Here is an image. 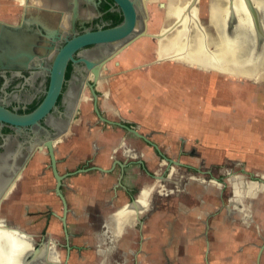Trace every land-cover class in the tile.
<instances>
[{
	"label": "crops",
	"instance_id": "crops-1",
	"mask_svg": "<svg viewBox=\"0 0 264 264\" xmlns=\"http://www.w3.org/2000/svg\"><path fill=\"white\" fill-rule=\"evenodd\" d=\"M24 1L11 4L0 0V15L9 18ZM178 1L145 0L146 20L137 21L136 29L143 27L147 34L119 51L114 63L129 67L134 60L154 58L161 37L152 34H160L175 22L166 10L169 3ZM39 3L26 0L23 5ZM102 73L104 79L96 85L101 112L112 119L134 120L139 131L162 144L159 139L163 137L148 124L160 122L155 103L160 88L141 83V99L133 105L128 77L122 76L126 73L117 68ZM114 75L119 78L110 84ZM77 107L75 127L67 130L57 145L58 170L75 171L90 160L107 171L89 168L62 180L70 244L68 257L66 250L62 254L66 264H255L257 235L264 228V99L254 95L216 101L215 125L210 123L205 134L202 132L199 153L187 152L184 147L186 163L200 167L198 176L185 181L176 178L175 167H167L143 139L91 118L89 100L82 99ZM171 144L165 145L163 152L176 153L169 151L174 148ZM34 162L25 171L27 190L49 194L26 201L59 220L62 202ZM51 224L47 230L55 238L59 227Z\"/></svg>",
	"mask_w": 264,
	"mask_h": 264
},
{
	"label": "rangeland",
	"instance_id": "rangeland-1",
	"mask_svg": "<svg viewBox=\"0 0 264 264\" xmlns=\"http://www.w3.org/2000/svg\"><path fill=\"white\" fill-rule=\"evenodd\" d=\"M191 1L179 0L177 3L171 2L167 5L168 9L166 11L170 13L175 22L169 26L170 29L165 27V30H163L164 28H162L164 35L159 39V52L153 56L154 58L134 60L129 65L130 67H125L126 65L124 64H116V68L119 71L126 73L122 76L128 77L127 91L129 97L133 101L135 100L132 103L133 105H136V102L141 99V94L143 93L140 88L141 83H153L152 85L160 88L159 93H155L156 95L160 94L156 96V98H159V102L158 100L155 101L156 105L159 106L158 109H160L159 116H156V118L160 119V122L153 123L149 121L148 124L151 125L149 128L156 131L155 134L157 136L163 137L159 139L162 144L158 143L161 151H164L165 145L173 142L169 146L170 148L174 147L173 149L175 150L170 149L169 151H175L177 154L167 155L181 162L180 167L177 164H173V166L176 170H179L176 178L180 179L182 176V181L187 179L188 175L186 173H200L199 166L196 167L186 163L187 153H185L184 147H187V152L199 153L202 132L205 134L206 129H209L210 123L215 125L216 101L218 99L219 101L221 99H242L247 98V96L254 97V95H259V98L264 99V0H196L192 4ZM213 8L217 9V14L223 17V27L219 25L218 21L214 20L215 11ZM179 10L182 12L179 13ZM245 11H249L250 14H244ZM184 12H187V15L184 16ZM240 19H245L247 26L243 25L244 28H242ZM237 20L240 22L239 27L241 29L238 31L236 30ZM177 23L179 24L177 25ZM184 25H188V29ZM255 30H258L259 34H255ZM162 31L159 33L163 34ZM223 34L237 37L240 45H242L240 53L242 54L241 50H244L247 56V58L243 57L244 64L248 65L245 69L241 68L243 69L242 71L217 69L215 66L204 67L195 61L185 62L180 58L165 57L173 53V50H178V48L184 51L180 46H183L186 42H188L186 50H189V48L190 50L196 49L195 51L203 49L201 50L202 54L205 50L215 53L218 46L221 45V35ZM173 39L174 42L176 39L179 40L178 46L175 48L172 44ZM198 40L202 42L205 40L203 44H205L206 48H200ZM164 45L166 46L165 49L163 48ZM240 53L239 55H241ZM157 69H160L159 73H157ZM112 77L113 80H111L110 84L115 82L114 79L116 77L119 78L116 75ZM123 81L125 82V80ZM229 84H235L237 87H231ZM217 85L221 86V88L223 87V90L219 91ZM146 89L151 93L149 88ZM168 96L170 97L168 98ZM145 99L144 103L147 104V98L145 97ZM149 102L151 103V100ZM230 121H232L231 118L229 119ZM132 122L134 123V120ZM167 128L171 129L170 133ZM207 133L210 134V130ZM178 150H181L179 154ZM47 163H49L48 158L45 161V164ZM43 171L50 181V188H52L55 180L50 168L46 166ZM37 176L33 175L34 178ZM39 178L36 180H39ZM22 180L23 178L17 181V186L12 193L15 199L21 200L8 203L11 216L15 217L14 222L17 221L15 225L33 235V247L36 248L50 234L47 230L49 224L53 223L51 225L55 226V223H57L59 229L55 233L54 245L59 252V259H62L66 237L61 220H58L55 214L48 213L46 210H35L34 203L30 207V203L26 201L30 198L39 199L40 196L44 198L49 192L46 194L43 191V195H41L40 192H34V190H25L21 187L23 184ZM50 194L54 196L52 190ZM2 205L4 207L5 203H0V208ZM263 238L264 228H262V234L257 235L256 255ZM261 258L260 264H264V248L261 252ZM43 264L47 263L44 262Z\"/></svg>",
	"mask_w": 264,
	"mask_h": 264
},
{
	"label": "flooded vegetation",
	"instance_id": "flooded-vegetation-1",
	"mask_svg": "<svg viewBox=\"0 0 264 264\" xmlns=\"http://www.w3.org/2000/svg\"><path fill=\"white\" fill-rule=\"evenodd\" d=\"M8 1L11 4H16L15 0ZM40 1L43 4L39 3L38 5H32V7L27 6L26 8L24 7L23 2L22 4H20V6H18L17 9L12 10L11 16L9 15V18H4L0 15V21L3 23L16 25L22 24L23 22V25L27 26V32H33L32 36L25 34V36L27 37L26 40L24 38V42L29 41L31 40V38H33L36 43L35 47L33 48V56L31 58H24L23 60H20L21 67H15L12 65L0 67V106L12 112H30L44 98L50 82V70L53 60L59 48L65 44L66 39L84 32L85 28L92 30L96 29L99 26L107 27L111 24H114L111 18L112 13H115L118 19H122L121 15H119V12L115 10V6L111 4V0H77L76 11L74 9L76 2L75 0ZM240 22L243 26L247 21L245 19H240ZM240 22L237 20V31L241 30L239 27ZM242 28H244V26ZM257 33L259 34L258 30ZM236 38L237 37H234V41L239 45L240 42L238 38L237 40ZM84 48L85 47H82V49ZM81 50L77 49L72 53L75 59H78L80 56H86L87 58L92 59L97 55H100L102 52H108L105 47L100 51L93 49L84 51L82 53ZM117 54H115V56ZM245 54L246 53H244V55ZM115 56H113L110 60H108L104 65L101 66L98 78L94 83L95 91L97 83L102 82V80L104 79V74L102 72L104 70H107L109 73L115 71L116 64L114 63L115 61H113L115 60ZM245 57L247 58L246 55ZM111 61H113V65L115 64L113 67L114 69L109 67ZM12 62L14 61H3L4 64H10ZM78 65L80 66V68H84V64L81 61H67L64 70V78L61 91L55 101L56 108H51L44 117L39 119V123H34L31 125H17L0 118V203H5V206L3 207L2 205L0 210L3 211V216L7 219V221L11 222V226L15 227L14 230L16 231L17 236H22L27 233L26 235H28L30 237L29 239L32 241V243L28 245V248L25 251L22 250L21 255L19 254L21 264H43L44 262H46L47 264H66V262L64 261V258L59 259V252L54 245L55 239L52 235L47 236V240L43 241V243H41V245L35 249L33 247V235L24 231L23 229H21V227L15 225L17 221L14 222L15 217L11 216L10 206L8 203L21 200L15 199V196L12 195L14 188L17 186V181H20L23 178L24 181L22 180L23 184L21 185V187L26 190L27 188H29L28 186L26 187L25 184V171L29 169V167L33 163V160L36 161L34 162V164H37L41 171H43L46 166L51 170V161L48 154L49 148L45 143L48 140H51L52 149L55 154L58 148L57 145L62 141L61 137L65 136L67 130L75 127L73 120L77 116V104L82 99L89 100L91 104V109L89 110L91 118L95 119L101 124L111 125V123L99 119V117L95 113L93 109L92 93L89 89V86L87 84H83L84 86H82V89L80 91V75L77 71ZM92 77V73L88 72L87 80L89 82H92ZM85 91H88L89 94L83 95ZM110 106H112V104H110ZM99 111L101 112L100 108ZM101 114L107 119L120 121L125 123L127 126L137 128L135 122L133 123L132 121H127L125 119H112L104 115V113L102 112ZM113 125H116L124 131L134 134L123 126H120L118 124ZM147 138L149 137L147 136ZM149 139L153 141L151 138ZM146 143L149 144L148 142ZM153 148L160 156V158L165 160L167 167H170L173 164H177L180 167L181 162L178 161L179 163H175L174 161L177 160L161 151L159 146V150H157L155 147ZM40 156H44L43 159H40ZM47 158L49 160V163L45 164ZM57 161L58 160L56 157V165ZM80 166L81 167H78L75 171H58L61 174L68 172L65 176L67 177L77 171H85L89 168H95L93 166L96 165H92L90 160H86L83 162V164H80ZM16 171L18 172L17 175H15ZM175 173L178 176L179 170H176ZM186 174L188 175L186 180H189L190 177L192 178V176L199 175L190 172ZM65 177H63L62 180ZM62 180L60 187L62 186ZM53 187V191L55 192V184ZM60 216L61 214L58 216L61 220ZM62 227L64 230L63 224ZM11 236L13 237L12 233ZM11 240L14 241V237ZM67 245L69 246L70 250L68 237H66L65 250L67 248ZM50 246H52L56 252L53 253V255L49 253Z\"/></svg>",
	"mask_w": 264,
	"mask_h": 264
},
{
	"label": "water",
	"instance_id": "water-1",
	"mask_svg": "<svg viewBox=\"0 0 264 264\" xmlns=\"http://www.w3.org/2000/svg\"><path fill=\"white\" fill-rule=\"evenodd\" d=\"M75 11L77 9V0H75ZM196 0H192L191 4ZM145 0H111V4L115 6V10L119 12L122 19L107 27L99 26L96 29L85 28V31L77 35L72 36L69 39H66V42L61 46L53 60L52 67L50 70V82L47 89V92L41 102L30 112L27 113H17L12 112L2 106H0V118L15 123L17 125H31L34 123H39V119L44 117L51 108H56L55 101L59 95L62 87V82L64 78V70L68 60L73 62L81 61L84 64V68L77 66V71L80 75V91L83 84H87L92 93L93 100V109L99 119L109 122L111 124H118L127 128L129 131L133 132L135 135L143 138L146 142L151 144L157 150H159L158 145L151 141L147 136L137 128L127 126L125 123L120 121H113L104 117L97 106V93L94 89V83L98 78L99 70L102 65L110 60L115 54L119 51L126 49V47L137 37L147 34L145 28L140 30L136 29L137 21L146 20V12L144 9ZM144 24V23H143ZM170 29V28H169ZM169 31V30H167ZM166 33V32H165ZM25 34L32 36L33 32H27V26L22 24H7L0 21V67H6L12 65L15 67H21V61L24 58H31L33 56V48L35 47V41L33 38L26 41ZM156 37H161L163 34H152ZM25 38V40H24ZM82 47H85L82 49ZM108 50L107 53L102 52L100 55H97L95 58H87L86 56H80L78 59H75L72 53L77 49H82L81 52L88 50H102L104 48ZM14 61L12 63L4 64L3 61ZM91 72L92 82L87 80V74ZM48 148V154L51 161V170L53 176L56 180L55 182V192L60 197L62 202V214L60 216L62 224L64 226L65 235L67 237L65 215L67 212V205L65 197L61 191V180L67 175V173H59L56 165V157L52 149L51 140H48L45 143ZM171 161V159H170ZM179 163L178 161H174ZM100 170L106 171V169L101 168L100 166H93ZM82 170V169H80ZM17 171L15 175H17ZM15 177V176H14ZM48 237H46L47 240ZM45 240V241H46ZM43 243V242H42ZM264 247V238L263 242L260 245V248L256 256V264H259L261 252ZM37 248V247H36ZM35 248V249H36ZM66 257H68L69 246L66 248Z\"/></svg>",
	"mask_w": 264,
	"mask_h": 264
},
{
	"label": "bare ground",
	"instance_id": "bare-ground-1",
	"mask_svg": "<svg viewBox=\"0 0 264 264\" xmlns=\"http://www.w3.org/2000/svg\"><path fill=\"white\" fill-rule=\"evenodd\" d=\"M247 7H249V6H247ZM213 9L215 11L214 20L218 21L220 23L219 25L221 27H223V25H224L222 23L223 17L220 14H217V12H216L217 9H215V8H213ZM181 12L182 11L180 10L179 13H181ZM244 14H250V12L245 11ZM183 15L184 16L187 15V12H184ZM231 18H233V17L231 16ZM217 26H218V24H217ZM167 27L169 28V26H167ZM184 27H186L188 29V25H186V26L184 25ZM163 30H165V28ZM255 33H257V30H255ZM178 42H179L178 39H176L175 42L173 39L172 44L174 45V48L178 46ZM198 42H199L200 48H202V47L206 48L205 44H203V42H205V40L203 42L201 40H198ZM187 44H188V42L184 43L183 46H180V48H183L184 51H182V49L178 48V50H175V51L173 50L172 51L173 53L168 54L165 57H167V58H180L181 60H184L185 62L186 61H188V62L195 61L201 66H204V67L215 66L217 69L242 71L243 69L248 67V65L244 64V59H243V57L245 56L244 50H241V52H243L242 54L240 53V49L242 48V45L239 44L240 45L239 46L238 44L235 43L234 36H226L224 34L221 35V45L218 46L215 53L205 50V51H203V54H202L201 50H203V49H200V51H195L196 49L190 50V48H189V50H186V48H188ZM206 44H208V43H206ZM163 48L165 49L166 46L164 45ZM238 52L241 55H239ZM241 68H243V69H241ZM247 69H249V68H247ZM143 206H144V204H143ZM14 228L15 227L11 226V222L7 221V219L3 216V211L0 210V264H21L20 263L21 262L20 255L22 254V250L25 251L28 248V245H30L32 243V241L29 239L30 237L28 235H26L27 233H25V235H22V236H19V235L17 236ZM11 233L13 234L14 241L11 240L13 238L11 236ZM11 243H13V244H11ZM49 251H50L49 253L52 255H53V253H56L52 246L49 247Z\"/></svg>",
	"mask_w": 264,
	"mask_h": 264
},
{
	"label": "trees",
	"instance_id": "trees-1",
	"mask_svg": "<svg viewBox=\"0 0 264 264\" xmlns=\"http://www.w3.org/2000/svg\"><path fill=\"white\" fill-rule=\"evenodd\" d=\"M111 18H112L114 24L121 20V19H118L117 15L115 13L111 14Z\"/></svg>",
	"mask_w": 264,
	"mask_h": 264
}]
</instances>
